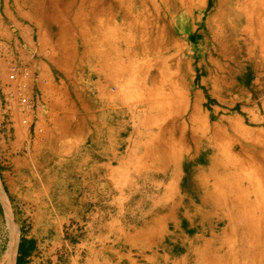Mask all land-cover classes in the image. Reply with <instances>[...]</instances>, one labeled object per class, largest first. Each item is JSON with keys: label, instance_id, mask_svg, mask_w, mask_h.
I'll use <instances>...</instances> for the list:
<instances>
[{"label": "crops", "instance_id": "obj_1", "mask_svg": "<svg viewBox=\"0 0 264 264\" xmlns=\"http://www.w3.org/2000/svg\"><path fill=\"white\" fill-rule=\"evenodd\" d=\"M45 1L0 0V264L14 242L15 264L243 259L253 245L244 244L245 230L215 209L201 222L199 197L188 190L193 178L141 140L131 114L116 117L101 106L102 89L115 94V85L162 73L153 88L190 112L211 114L222 132L214 150L230 153L220 146L231 127L216 106L203 39L212 0ZM71 87L78 90L73 100ZM59 88L79 104L78 128L61 129L62 147L51 143L54 128L42 139L37 131L54 104L50 91ZM218 154L200 157L197 172L215 159L228 165Z\"/></svg>", "mask_w": 264, "mask_h": 264}, {"label": "bare ground", "instance_id": "obj_2", "mask_svg": "<svg viewBox=\"0 0 264 264\" xmlns=\"http://www.w3.org/2000/svg\"><path fill=\"white\" fill-rule=\"evenodd\" d=\"M38 1L41 3L44 0ZM211 2L209 13L216 9L217 16L213 19L212 24L216 22L218 30H214V26L207 28L203 39L207 42L212 53L211 55L209 53L207 63L213 65L215 70L213 72L219 74L222 71L221 67L214 63L215 54H217V58L228 60V56L232 55L229 50L230 46L242 39L245 43L253 44L255 49H259L261 54H264V0H219L218 4L216 0ZM219 30L225 32L226 35H220ZM256 38L260 42H256ZM218 40L222 45L217 44ZM104 68H107V73H110L111 78L113 71H108V67L105 65ZM161 77L162 73L158 78L161 79ZM157 79L149 78L147 83L124 81L120 85H115V94L102 89L103 104L101 106L103 111L111 110L116 117H120L124 112L131 114L135 128H140L137 135L141 140L144 141L149 137L146 142L149 148L163 150V155L175 169L181 168L184 175L188 176V180L193 178V185L188 190L199 197L201 222L205 220L204 217H207L205 213L211 209L225 212L227 221L233 222L245 230L246 238L258 234L262 239L261 249H264L263 171L259 173L258 180L261 188L254 194L255 200H252V194L248 190H244V184L241 183H244L245 179L243 178L244 182L238 179V172L226 174L228 179L236 182L235 186L228 185L226 183L228 180L224 183V179L217 173L220 170V172L222 170L226 172L227 168H239L240 165L230 156L225 147L218 148V151L221 150L219 154L214 150L215 141L222 135L221 130L216 128L217 125L214 124L213 119L203 117L196 109L190 112L189 104L176 101L172 97H170L172 101H168L164 95L165 92H157L153 88L158 84ZM138 94H142L143 97L140 101L135 99L137 98L135 95ZM118 127L119 125L116 126V128ZM230 132L237 136L244 130L239 125H231ZM147 133L149 134L147 135ZM247 136L249 137L248 134ZM141 140H139L140 143ZM222 145L220 144V146ZM237 146L236 143L233 149ZM212 153L223 157L227 160L228 165L223 166L219 159H215L212 162V168L207 172H197L196 164L199 158L202 156L208 158ZM240 170L242 174V166ZM214 196L215 200H213ZM239 215L244 218H240ZM247 247L244 258L249 264L251 259L257 257V251L253 245ZM16 254L17 244L14 242L9 248L4 264H15ZM262 264H264V260Z\"/></svg>", "mask_w": 264, "mask_h": 264}, {"label": "rangeland", "instance_id": "obj_3", "mask_svg": "<svg viewBox=\"0 0 264 264\" xmlns=\"http://www.w3.org/2000/svg\"><path fill=\"white\" fill-rule=\"evenodd\" d=\"M218 2L219 0H216L217 4ZM43 5L49 6L50 1L43 2L42 6ZM212 11L209 13L204 23V32L207 31V28L212 26H214V30H218L216 22L212 24L213 19L217 16L216 9ZM219 31L220 35H226L222 30ZM255 40L256 42H260L257 41V38ZM218 41H216L217 44L222 45L221 41ZM205 48L207 49L209 58V53L210 55L212 54L209 49L210 47L206 46ZM229 50L232 55L228 56V60L217 58V54L214 56V63H217L222 69L219 74L213 72L215 81L213 85L217 87L215 98L220 101V104H216V106L224 110L228 117V123L225 122V126L230 128L231 124L235 122L243 128L244 132L236 136L230 132V128V139H226L221 143L229 149L230 156L240 165V167L236 169L227 168L226 172L222 170V173L238 172V179H241L242 182H244L243 178L245 179V182L241 183L244 184V190H248V192L252 194V200H255L254 194L261 188L259 184L260 181L258 180L259 173L263 171L262 175L264 176V54H261L259 49H255L253 44L245 43L243 39L236 44H232ZM45 85L47 87L48 84ZM70 91L72 95L71 99L77 98L78 90L71 87ZM50 92L51 96H55V99L52 100L54 104L50 106V110L48 111L49 118L37 124V131L40 133L38 139L44 138L41 135L44 129L54 128L57 132L55 133L56 135L51 136V143L57 147H62L63 136L61 129L78 128V119L75 117H77L76 115L79 111V104L71 100L68 103V96L66 93L64 94L61 88L57 89L55 94L53 91ZM135 96L137 97L135 99H138V101L143 99L142 94ZM51 115L52 117L50 118ZM63 116H67L69 119H63ZM202 116L210 119L213 117L211 114L206 113ZM148 139L149 137H147V141ZM236 143L238 146L233 149ZM213 155L212 153L211 156ZM241 166L243 169L242 174L240 170ZM262 181V185H264V179H262ZM57 191L56 189V192ZM239 217L244 218L243 216ZM204 218V221L210 219V217ZM207 225L208 224H205V227ZM252 239L253 246L257 251V257L251 259L249 264H262L264 260V249H261L262 239H260L258 234L252 235L247 238L244 244H250ZM246 249H248V247L244 248V251ZM231 264H248V261L241 257L232 259Z\"/></svg>", "mask_w": 264, "mask_h": 264}, {"label": "built area", "instance_id": "obj_4", "mask_svg": "<svg viewBox=\"0 0 264 264\" xmlns=\"http://www.w3.org/2000/svg\"><path fill=\"white\" fill-rule=\"evenodd\" d=\"M2 57H3V56L0 54V69L4 70L3 65H1V64H2V63H1ZM14 73H15V70L12 69V74H14ZM11 80H14V75L11 76Z\"/></svg>", "mask_w": 264, "mask_h": 264}]
</instances>
